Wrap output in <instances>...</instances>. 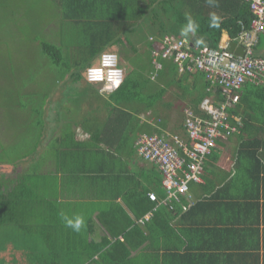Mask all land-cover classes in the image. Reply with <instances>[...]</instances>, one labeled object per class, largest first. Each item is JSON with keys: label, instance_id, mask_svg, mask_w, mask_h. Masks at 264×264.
Masks as SVG:
<instances>
[{"label": "crops", "instance_id": "crops-1", "mask_svg": "<svg viewBox=\"0 0 264 264\" xmlns=\"http://www.w3.org/2000/svg\"><path fill=\"white\" fill-rule=\"evenodd\" d=\"M228 40V35L223 33L220 45ZM149 48L148 68L152 70L147 75L150 79L142 92L141 104L136 101L122 106L108 103L113 91L101 94L99 85L90 89L77 86L83 93L88 92L83 103L75 104L69 99L64 110L61 109L64 115L54 116V120L49 119L51 116L48 118L50 124L55 121L50 136L56 137L53 143L59 148L51 160L49 174L41 173L49 175L42 179V192L47 189L49 195L57 199L54 203L60 207V214H83L86 219V228L80 235L70 237V240H78L72 247H68L66 240L69 239L64 234V264L81 261L82 264H264V90L261 88L253 90L249 100L243 97L237 104L234 116L242 122L240 131L217 142L205 159L201 181L189 183L193 204L186 211L169 213L171 221L152 220L156 212H168L164 205L156 206L153 202L148 211L137 217L136 213L146 205L142 198L145 199L147 192H155L160 199L164 196L157 165L136 152L138 136L177 134L186 139L185 111L196 107L200 110L201 87L205 83L202 75L179 72L172 60L155 58L149 45L146 52ZM132 51V55H127L130 68L126 69L125 76L134 66L144 65L143 60L137 59L140 49ZM256 52L264 55V42L258 45ZM154 58L159 67L153 64ZM140 80L144 85L145 79ZM152 85L155 89L151 92ZM171 87L176 91L168 93ZM244 89L243 86V96L248 92ZM143 101L154 102V106L145 110ZM118 107L131 112L140 110L137 113L139 130L132 133L131 126H121L113 119ZM160 112L165 118L160 117ZM172 113L178 117L173 126ZM58 123L67 125L61 127L62 133H59ZM147 125L160 128L162 133L145 131ZM44 135L47 137L48 133ZM119 145H124L121 153L116 152ZM59 152L61 157L57 163ZM151 211V216L141 222ZM129 220L132 222L125 232L116 235L102 224L104 221L117 230ZM150 221L154 223L148 230ZM19 242L26 243L23 249H14V245L7 243L0 250L4 264H27L30 256L35 262H38L37 256L47 257V248L41 246L37 255L36 245L24 240ZM88 243L107 246L92 259H85V254L91 250ZM25 247L30 249L27 251ZM24 254L28 260L23 259Z\"/></svg>", "mask_w": 264, "mask_h": 264}, {"label": "trees", "instance_id": "trees-1", "mask_svg": "<svg viewBox=\"0 0 264 264\" xmlns=\"http://www.w3.org/2000/svg\"><path fill=\"white\" fill-rule=\"evenodd\" d=\"M52 1L56 3L57 8L63 16V23L64 21L72 23L74 25L73 30H78L80 33V43L83 47L82 54L86 60V68L94 64L95 59H97L103 51L112 50V47L114 46H116L123 55H125L124 52H127L126 56L128 55L129 51L125 49V45L130 44L123 40L122 34H120V32L121 30L123 31L124 29L127 30L128 28H131L132 20H143L146 24L149 23V29L154 30L155 33L159 35V37L164 34L180 36L179 29L183 24L186 23L185 14H191L200 25L197 35H202L206 38L207 47L218 48L220 46L223 33H226L229 39L233 40L238 37L243 29H249L253 18L249 8V3L245 0H219L218 8L209 7L205 0ZM212 12H215L222 18L219 29H210L208 27V17ZM154 37V40L158 38L156 36ZM188 41L193 46H195L193 42L194 38ZM153 44H156V41L149 42V46L152 49ZM258 45L255 47V51L257 50ZM131 49L133 50V46H131ZM42 50L44 54L53 60L54 63H61L62 59L60 50H63V48L62 46L59 47V45L56 44V41L43 43ZM117 53L119 52L117 51ZM147 54L150 55V48L148 49ZM121 62L122 61L120 60L119 66L122 68ZM80 63L77 62V66H80ZM85 69H83L81 72L79 69L75 68L74 71L67 72L70 73L69 78L72 81V85H76V83L79 84L83 80L86 82L84 76ZM150 70H152L151 67L148 73H150ZM185 73H196L198 75H202V78L205 79V83H203L201 87L203 92L199 98L200 102L204 97L210 96L212 94H214L213 98H217L215 104H218L219 101L223 99L220 87L217 84L210 83V81L206 79L204 72L186 71ZM131 74L128 73V75H124L123 83L118 89L114 90L109 95V101H107L108 103L122 106L123 104H129L136 101L137 104H141L143 100L141 97L142 92L147 88V83L150 78H144L145 84L143 85L139 78V80L134 79L131 77ZM244 88V90H248V92L244 96L241 94L239 102L243 101V97L249 100L251 93L254 92L253 90L260 88L264 90L263 86L252 83L244 84ZM86 94H88V92H86ZM143 104L145 105V110H151L154 106V102L143 101ZM234 108H237V105ZM234 108L229 109V112L232 115L236 114V110ZM115 109L118 112L113 118L116 122H119L121 126H131L132 133L139 130L140 120L137 116V113H139L140 110H134L131 112L130 110H123L120 107ZM194 111L198 114H202V112L198 110L197 107L194 109ZM144 125L145 124H143V126ZM146 129L145 131L150 133H162L160 128L152 127L151 125H147ZM140 130H142V127ZM123 146L124 145H119L116 148V152L121 153V148ZM127 146L129 147L130 145ZM60 148L62 150V147ZM57 155L58 163L61 157L60 152ZM100 181L102 182V179ZM2 182L4 183V181ZM49 183L50 182L45 183L46 188ZM159 184H161V181ZM43 186L44 185L42 181L35 182V180H29L28 178L24 179L21 178V176L17 179L15 178L14 180L7 182L6 188L0 185V226H6L10 233L14 232V234L17 235V237L14 235V249H19L20 247L22 248L23 245L20 244L19 241H26V235H30L29 240L26 241L27 243H29L31 240L34 241L33 244L36 245L34 252L38 251L36 253L37 255L39 254V248L41 246L47 248V257L37 256L38 262H35L32 260L33 256H30V262L28 261L29 263L64 264V234H66L68 237L66 239H69L66 240L68 247H72L71 244L75 241L77 242L78 240H76V238H74V240H70V237L76 235L78 236L81 232L75 233L71 229L64 226L59 212L60 207L54 203V201L56 202L57 199L51 196V194L49 195L50 192H48L47 189L44 190L45 193L42 192L43 189L41 188ZM147 193L145 199L142 198L146 205L139 213H136L137 217H141L152 207V202L148 199ZM165 209L168 212L160 210L153 215L152 220L154 221L158 218L165 221H171V216L169 213H179L181 210V208L177 207L174 209V211L168 210L167 207ZM153 221H150L148 224V230H150V227L153 225ZM131 222L132 221L129 220L122 227H118L117 230H114L104 221L102 224L112 235H116L119 233H124L126 230L125 228H127ZM105 242H107V240ZM119 244L123 245L121 243ZM106 246L107 244L93 245L92 243H88L87 247H91V250L85 254V259H92L101 248ZM28 248L25 247V250L28 251L30 249ZM30 252L33 253V250ZM24 256L25 257H23V259L25 258V260H28V257L25 254ZM28 262L26 263L29 264ZM0 264H4V260L1 258ZM77 264H82V261Z\"/></svg>", "mask_w": 264, "mask_h": 264}, {"label": "rangeland", "instance_id": "rangeland-1", "mask_svg": "<svg viewBox=\"0 0 264 264\" xmlns=\"http://www.w3.org/2000/svg\"><path fill=\"white\" fill-rule=\"evenodd\" d=\"M149 25L143 20H132L131 28L120 32L126 43L140 49L137 59L144 62L143 66H134L128 71L134 79L148 77L150 58L146 52L147 46L153 42L151 38L159 37L149 29ZM73 26L67 21L63 23V16L52 0H0V177L3 178L0 185L3 187L17 176L35 182L49 177L41 173L49 174L51 160L59 148L53 143L56 137L50 136V130L55 125V121L50 124V120H54V116L64 115L61 109L64 110V104L69 99L72 103L82 104L83 99L87 98L85 96L88 94L77 86L89 89L98 86L85 80L72 85L69 78L70 73L67 72L75 68L82 72L86 68L80 33L74 31ZM53 40L63 48L60 50L62 61L59 64L54 63L42 50L43 43ZM263 42L262 38L259 45ZM130 45H125V49L132 55ZM113 51L121 53L117 47ZM126 53L118 55L123 60L121 66L125 74L126 69L130 68ZM134 58L132 56V60ZM77 62H81L80 66H77ZM151 88L152 92L155 88L153 85ZM175 91V87H171L168 93ZM175 116L176 113L170 116L171 126L178 118ZM160 117L165 118L164 113ZM57 125L59 133H62L64 123ZM45 132L48 133L47 137ZM14 235L6 226H0V250L7 243L14 244ZM28 237L26 235V241ZM30 243L34 241L27 244Z\"/></svg>", "mask_w": 264, "mask_h": 264}, {"label": "built area", "instance_id": "built-area-1", "mask_svg": "<svg viewBox=\"0 0 264 264\" xmlns=\"http://www.w3.org/2000/svg\"><path fill=\"white\" fill-rule=\"evenodd\" d=\"M245 1L249 3L253 18L249 29H243L238 37L233 39L245 48L243 56L227 50V43L231 40L218 48H198L180 36L165 34L156 40L151 38L157 45L152 50L155 58L172 60L179 72H204L210 83L220 87L223 97L218 104H215L217 98H213L214 94L204 97L200 102L202 114L192 109L185 111L183 125L186 139L177 134L162 136L144 133L138 136L135 143L137 154L144 160L156 164L162 175L163 198H158L155 192L148 193V199L156 206L162 204L174 211L179 205L182 211H186L193 204L194 201L189 195V183L201 181L205 159L216 147L217 142L240 131L242 122L240 118L232 115L229 109L238 104L244 84L252 83L264 87V55H259L255 51L261 34L264 33V0ZM104 52L115 53L118 56L113 50L102 53ZM100 55L94 64L85 69L84 76L87 82L86 70L89 67L100 66ZM155 58L154 65L159 67V62ZM117 67L121 68L119 59ZM122 72L124 80L123 69ZM95 84L99 85L101 94L116 90H107L106 79ZM185 185L186 191H180ZM170 193H175V196H170ZM152 211L140 221L149 218Z\"/></svg>", "mask_w": 264, "mask_h": 264}, {"label": "clouds", "instance_id": "clouds-1", "mask_svg": "<svg viewBox=\"0 0 264 264\" xmlns=\"http://www.w3.org/2000/svg\"><path fill=\"white\" fill-rule=\"evenodd\" d=\"M205 2L209 7L212 8L219 7V0H205ZM185 20L186 23L183 24L179 29L180 37H182L185 41L192 40L194 38L193 42L196 47L206 48L207 47L206 38L202 35L199 36L197 35L198 30L200 28V25L197 22V20L191 14H185ZM221 22H222V18L219 15H217L215 12L209 14L208 27L210 29H219L221 26ZM225 38H227L226 35ZM118 59L119 57L115 53H108V52L101 53L100 66L89 67L86 70L88 82L95 84V82L104 81L106 79L108 82V87H107L108 91L118 89L120 85L123 83L122 69L117 67ZM105 69H107V71H105ZM180 191H186V185L185 187H182ZM170 196H175V193H170ZM60 215L64 226L66 228L71 229L73 232L80 233L82 230L86 228V219L83 214L74 213L72 215H68L65 212H61Z\"/></svg>", "mask_w": 264, "mask_h": 264}, {"label": "water", "instance_id": "water-1", "mask_svg": "<svg viewBox=\"0 0 264 264\" xmlns=\"http://www.w3.org/2000/svg\"><path fill=\"white\" fill-rule=\"evenodd\" d=\"M226 48L229 52H232L238 56H243L245 53V48L233 40L228 41Z\"/></svg>", "mask_w": 264, "mask_h": 264}, {"label": "bare ground", "instance_id": "bare-ground-1", "mask_svg": "<svg viewBox=\"0 0 264 264\" xmlns=\"http://www.w3.org/2000/svg\"><path fill=\"white\" fill-rule=\"evenodd\" d=\"M194 182H196V181H194ZM200 182V181H199Z\"/></svg>", "mask_w": 264, "mask_h": 264}]
</instances>
